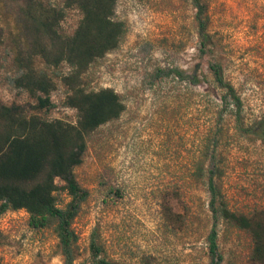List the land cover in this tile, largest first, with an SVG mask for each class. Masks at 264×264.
<instances>
[{"label": "rangeland", "instance_id": "rangeland-1", "mask_svg": "<svg viewBox=\"0 0 264 264\" xmlns=\"http://www.w3.org/2000/svg\"><path fill=\"white\" fill-rule=\"evenodd\" d=\"M36 1L59 10L64 4ZM203 1L212 38L203 53L191 0L116 1L113 20L123 24V38L81 80L87 92L112 89L124 111L86 137L74 169L87 194L72 223L74 264H94L92 243L98 258L118 264H209L214 225L221 264H258L250 259V235L210 211L207 171L214 166L230 211L264 210V0ZM19 2L0 0V104L75 124L66 62L32 58L34 70L55 84L48 109H35V99L14 83L22 74L15 57L29 48ZM80 19L77 9H64L59 33L72 35ZM213 62L239 109L214 84ZM58 197L61 207L69 201ZM0 264H63L52 228L32 230L25 210L0 215Z\"/></svg>", "mask_w": 264, "mask_h": 264}, {"label": "trees", "instance_id": "trees-1", "mask_svg": "<svg viewBox=\"0 0 264 264\" xmlns=\"http://www.w3.org/2000/svg\"><path fill=\"white\" fill-rule=\"evenodd\" d=\"M19 1L20 19L29 48H21L15 57L22 74L14 83L35 99V109H48L51 106L49 93L55 84L34 70L32 58L40 56L51 66L66 62L72 68L64 78L70 90L66 103L76 109L77 120L75 124L50 121L35 113H26L22 106L0 104V215L8 210H25L28 226L34 231L52 228L63 264H74L77 236L72 223L87 195L77 183L74 169L82 162L86 137L100 125L118 119L124 111V105L112 89L87 92L81 75L94 60L119 45L124 26L113 20L117 0H64L60 10L44 8L36 0ZM191 2L196 10L195 22L200 52L203 53L212 45L207 31L206 5L203 0ZM72 8L81 13V19L72 35H61L58 29L64 9ZM209 70L216 87L225 91L224 99L229 98L231 105L239 109L240 100L234 88L225 81L222 66L213 62ZM192 78L195 79V74ZM207 173L208 206L213 216L246 231L252 243L250 259L262 264L264 210L250 216L230 211L213 181L217 175L214 166L211 165ZM62 193L69 201L61 207L58 196ZM206 243L209 264H221L223 258L215 225L207 235ZM91 248L94 264H118L98 258L101 250L93 243Z\"/></svg>", "mask_w": 264, "mask_h": 264}]
</instances>
